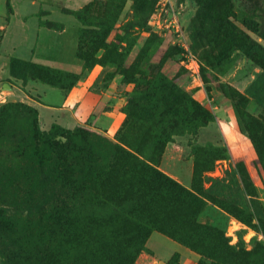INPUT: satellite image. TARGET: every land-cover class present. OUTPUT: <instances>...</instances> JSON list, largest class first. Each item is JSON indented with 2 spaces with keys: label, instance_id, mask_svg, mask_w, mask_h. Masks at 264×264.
Here are the masks:
<instances>
[{
  "label": "rangeland",
  "instance_id": "rangeland-1",
  "mask_svg": "<svg viewBox=\"0 0 264 264\" xmlns=\"http://www.w3.org/2000/svg\"><path fill=\"white\" fill-rule=\"evenodd\" d=\"M61 3L79 9L73 0ZM52 5L46 22L77 25L78 82L107 100L69 133L55 124L43 129L26 86L46 84L37 71L12 69L9 83L17 89L0 101V264H38L47 240L57 247L70 242L84 264H135L152 235L193 253L197 264H264V185L257 187L250 170L229 157L213 124L215 116L225 118L213 112L215 102L225 100L238 128L264 145V0H90L82 23ZM40 13L27 16V40L17 43L27 58ZM197 90L215 116L189 134L191 123L201 122L192 104ZM54 126L58 130L44 138ZM122 143L158 161L138 211L106 207L108 194L86 182L80 191L70 188L78 175L108 172ZM167 148L190 162L191 180L197 159V200L182 191L191 184L182 186L160 168ZM203 165L211 170L202 172ZM125 191L129 199L132 192ZM134 232L143 240L139 246L131 243Z\"/></svg>",
  "mask_w": 264,
  "mask_h": 264
},
{
  "label": "crops",
  "instance_id": "crops-1",
  "mask_svg": "<svg viewBox=\"0 0 264 264\" xmlns=\"http://www.w3.org/2000/svg\"><path fill=\"white\" fill-rule=\"evenodd\" d=\"M75 7L81 9L88 5L90 0H73ZM52 2L64 9L60 13L74 12L63 6L61 0H0V101L13 95L15 86H11L10 60L15 58L22 61H31L43 66L59 69L65 72L78 74L80 64L75 59L77 38L75 35L76 23L72 21V27L67 28L66 24L59 23V28H47L43 25L52 11ZM60 3V4H59ZM28 7L35 10L28 15L20 12ZM40 9V10H39ZM78 9V10H79ZM77 11V10H76ZM42 12V24L37 23L36 40L31 47L28 58L19 51L20 45L27 40L25 36V26L27 16L32 17ZM41 14V13H40ZM68 15V14H66ZM69 16V15H68ZM36 17V16H35ZM36 21L39 22L37 19ZM75 21V20H74ZM54 22V21H53ZM62 25V26H61ZM70 31V33H68ZM62 40L61 44L59 40ZM64 41V42H63ZM42 58L43 60H37ZM12 87V92H11ZM29 90L27 99L32 101L37 110L43 129H47L55 124L64 129L71 130L84 124L89 117L104 107L107 94L92 93L85 90L82 83L78 82L73 88L64 92L63 90L51 88L40 83H27ZM197 90L193 96L203 106H206L207 96L204 92ZM20 102L24 101L25 95L15 93ZM32 96V97H31ZM35 97L36 101L31 98ZM212 100V99H211ZM211 106V102H210ZM213 112L221 110L225 115L224 119L215 116V125L223 144L227 147L229 155L233 161L242 162L255 179V185H264L263 172L257 163V154L252 143L239 131L237 121L230 106L225 100L215 102ZM232 137L233 139H231ZM174 145V144H172ZM172 150V149H171ZM169 148L164 153L160 168L165 173L176 180L182 186L188 188L191 184V164L184 163L179 155H171ZM165 164L169 165L168 168ZM172 165L173 168L170 166ZM250 166L251 169H250ZM178 255L176 264H197V257L178 245L159 236L152 235L146 244V250L136 260L135 264H174L173 257Z\"/></svg>",
  "mask_w": 264,
  "mask_h": 264
},
{
  "label": "trees",
  "instance_id": "trees-1",
  "mask_svg": "<svg viewBox=\"0 0 264 264\" xmlns=\"http://www.w3.org/2000/svg\"><path fill=\"white\" fill-rule=\"evenodd\" d=\"M86 6H84L83 8L77 11L72 12V15L79 23H82L80 14L82 13V11L85 9ZM43 25L47 28H54V29L59 28L58 25L48 21L44 22ZM15 66H20L25 69H28L27 71L29 72H33V71L39 72V76L37 78L51 88L65 90L68 88L67 87V83H68L70 90L78 83L77 74L65 72L59 69L12 58L10 60L11 71ZM192 104L195 108L194 112L197 115L196 118L200 119L201 122H199L198 124L191 123V127H189L188 132L189 134H196L198 128L206 126L209 122H213L214 116L204 107H202V105L197 101L192 100ZM56 130H58V127L54 126L51 132L49 133L44 132L42 133V136L44 138L51 137V135H53L55 133L54 131ZM239 131L252 143L257 154L258 165L262 168V171H264V152H262L261 150L262 147L264 148V145H261V142L258 139L254 138L250 133H244L240 129ZM65 132L69 133L70 131L65 130ZM168 142H171V140H167L165 144H167ZM122 145L123 146H118L115 148L118 161L110 168L108 172H98L91 170L87 172L83 177L78 175L75 179L72 180L70 188L75 191H80L82 190L83 185L86 182L89 184L88 188L91 191L98 193V190L101 189L103 191L102 195L108 194L106 197H104L106 201L105 203L106 207L113 206L120 210H125L129 208L130 211H138L142 209L143 198L147 195L145 189L147 186H149V178H150L149 174L157 172L155 167L158 165V161L154 157H150L148 155H144V154L142 155L138 153V150L135 147H132V145H129L128 143H122ZM224 149L228 152L226 146ZM224 149L222 148L219 151H224ZM215 150L216 149H213V151ZM198 151H199L198 148L194 149L195 156L198 155ZM207 155L209 156L211 155V153L208 152ZM239 165H241L242 168H244V164L242 162H240ZM197 169H198V164H197V159L195 158L193 177L191 180V191H187L182 188V191H184V193H186L190 198L194 200H197V198L199 197L194 184L197 175ZM210 170L211 169L209 166L203 165L202 172H209ZM171 180L172 179H170V181ZM174 184L178 185L177 183H175V181ZM126 188H129V192L130 191L132 192V194H128L129 199L125 197L127 195V192L125 191ZM134 190H136V192ZM63 220L64 219H61V217H59V223L62 222ZM65 226L69 228L68 225ZM135 228L138 229L137 234L140 235V227L136 225L134 229ZM68 234H69V230L64 232V235L69 236ZM48 236H49L48 238L51 237L53 239L51 232H49ZM138 238L139 237L134 232V237L131 238V243H134L135 245L139 246L143 240L140 243H138L137 242ZM53 243L54 244H52V241L47 240V242L42 244L40 256L37 261L38 264H70V263L84 264V261L82 260L83 257L81 256L79 258V254L77 252L78 250H75L72 247H67L70 244V242L62 241L58 247L55 244L56 241H54ZM141 251H142V247H140V249L136 250L135 252L139 254ZM25 261L26 262L24 264H27L29 262L28 259H25Z\"/></svg>",
  "mask_w": 264,
  "mask_h": 264
}]
</instances>
